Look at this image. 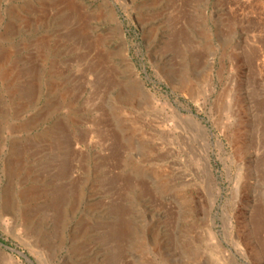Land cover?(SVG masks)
Instances as JSON below:
<instances>
[{"label":"rangeland","instance_id":"obj_1","mask_svg":"<svg viewBox=\"0 0 264 264\" xmlns=\"http://www.w3.org/2000/svg\"><path fill=\"white\" fill-rule=\"evenodd\" d=\"M68 2L0 0V264H264V0Z\"/></svg>","mask_w":264,"mask_h":264},{"label":"bare ground","instance_id":"obj_2","mask_svg":"<svg viewBox=\"0 0 264 264\" xmlns=\"http://www.w3.org/2000/svg\"><path fill=\"white\" fill-rule=\"evenodd\" d=\"M66 1V0H65ZM69 2H70V0H69ZM68 2V3H69ZM67 3V2H66ZM71 3V2H70ZM51 6V5H50ZM55 6V5H54ZM72 6V5H71ZM67 7H68V5H67ZM71 7H70V5H69V9H70ZM71 11V10H70ZM22 15V14H21ZM76 18V17H75ZM82 19V18H81ZM77 20V19H76ZM78 21H79V19H78ZM85 27V26H84ZM55 30V29H54ZM75 30V29H74ZM78 31L84 36V33L83 32H85L84 31V29L82 28V27H79L78 28ZM74 33V32H73ZM77 33V32H76ZM80 35V34H79ZM39 39V38H38ZM92 39V38H91ZM94 41V40H93ZM95 42V41H94ZM89 45V44H88ZM90 47V46H89ZM41 50V49H40ZM8 51V50H7ZM6 51V52H7ZM12 52V51H11ZM8 53V52H7ZM97 53V52H96ZM102 53H100V55H101ZM99 55V56H100ZM104 59V58H103ZM106 59V58H105ZM104 59V60H105ZM103 62V61H102ZM100 64V63H99ZM103 64V63H102ZM104 65V64H103ZM105 67V66H104ZM3 68H1L0 69V76L2 77V76H5L8 72H7V69H3ZM10 69V68H9ZM6 77V76H5ZM127 87V86H126ZM15 91V90H14ZM14 91H12L13 93H14ZM20 108V107H19ZM50 110V109H49ZM201 125V124H200ZM76 139V138H75ZM67 142V141H66ZM75 142H78V141H75ZM71 145V144H70ZM74 147H75V145L73 144V145H71V148L72 149H74ZM78 149V148H77ZM80 150V149H79ZM78 150V151H79ZM77 151V152H78ZM11 158H13V157H11ZM6 165V164H5ZM6 169V168H5ZM16 169V168H15ZM40 185V184H39ZM37 186V185H36ZM44 186V185H43ZM55 188V187H54ZM24 189H26V188H24ZM37 189V188H36ZM45 189V188H44ZM24 191V190H23ZM59 191V190H58ZM22 193V192H21ZM43 193V192H42ZM63 193V192H62ZM32 194V192L31 191H28V190H26L25 192H23L22 194H21V197L22 198H24V199H29ZM52 194V193H51ZM60 194V193H59ZM65 194V193H64ZM58 195V194H57ZM7 198V197H6ZM51 198V197H50ZM53 199H56V198H53ZM58 199V198H57ZM51 200V199H50ZM28 201V200H27ZM52 201V200H51ZM56 201H58V200H56ZM52 202H54V201H52ZM51 203V202H50ZM83 233H85V231L83 232ZM203 240H206L207 241V246L211 249V251H212V253L216 256V258L219 260V261H221L223 264H230V262H229V258L228 257H225L224 255H223V253L221 252V250H220V243H219V241L217 240V237L216 236H214V234L211 232V230L209 231L208 229H206L205 231H204V235H203Z\"/></svg>","mask_w":264,"mask_h":264},{"label":"water","instance_id":"obj_3","mask_svg":"<svg viewBox=\"0 0 264 264\" xmlns=\"http://www.w3.org/2000/svg\"><path fill=\"white\" fill-rule=\"evenodd\" d=\"M25 257H26V256H25ZM26 258H27V257H26ZM27 260L29 261L30 264H33V262H32L31 260H29L28 258H27Z\"/></svg>","mask_w":264,"mask_h":264}]
</instances>
